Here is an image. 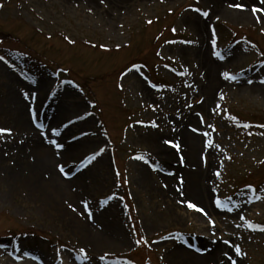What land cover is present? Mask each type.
Instances as JSON below:
<instances>
[{
	"label": "rangeland",
	"instance_id": "374dc122",
	"mask_svg": "<svg viewBox=\"0 0 264 264\" xmlns=\"http://www.w3.org/2000/svg\"><path fill=\"white\" fill-rule=\"evenodd\" d=\"M253 6L0 0V257L264 264V127L236 118L264 125Z\"/></svg>",
	"mask_w": 264,
	"mask_h": 264
},
{
	"label": "snow or ice",
	"instance_id": "6c2138e0",
	"mask_svg": "<svg viewBox=\"0 0 264 264\" xmlns=\"http://www.w3.org/2000/svg\"><path fill=\"white\" fill-rule=\"evenodd\" d=\"M260 4L261 5H264V0H260ZM234 7H237V8H243L244 5L242 4H236V5H233ZM197 11H199V9H197ZM252 12L253 14H256L258 12H264V7H256V6H253L252 8ZM204 16H207L208 13L207 12H204L203 13ZM261 19V17H257V20L259 21ZM173 31H175V29H173ZM216 55H219V53H216ZM0 59H3V57H0ZM135 67V66H133ZM224 77L226 79H235L234 76H231L229 73L225 72L223 73ZM247 127V125H246ZM260 127H264V125H261ZM11 132V129H7V128H0V133H10ZM165 143H169L171 144L172 141H165ZM209 144H211V141H209ZM59 146V145H58ZM175 147H178V145H174ZM61 171H63V169L61 168ZM217 175H219V173H217ZM257 199H260V197H256ZM251 202V201H249ZM185 203H187L188 207L189 208H192V209H195L197 211H200V212H203L204 210L202 208H199L196 204L194 203H191V202H188V201H185ZM217 205L220 206V201L217 200L216 201ZM261 231H264V228H261ZM137 243H140V241H137ZM225 243H227V241H225ZM84 250L81 249V252H83ZM199 251V249H198ZM234 251L236 253V255H241V251H240V248L238 246H236L234 248ZM225 255H227V253H225ZM101 259H103V257H101ZM232 264H236V261L235 260H232Z\"/></svg>",
	"mask_w": 264,
	"mask_h": 264
},
{
	"label": "bare ground",
	"instance_id": "6f19581e",
	"mask_svg": "<svg viewBox=\"0 0 264 264\" xmlns=\"http://www.w3.org/2000/svg\"><path fill=\"white\" fill-rule=\"evenodd\" d=\"M48 172H49V175L53 178V180L55 181V182H57L56 181V179H55V176H57L50 168L48 169ZM34 175L31 173V169H30V174L28 175V177H25V178H27L28 180H29V187L31 186V185H33V182H31L32 180H34V178H32ZM58 179V178H57ZM53 180H51L53 183H55ZM65 182V181H64ZM26 183V182H25ZM49 183V186H50V190H51V192L52 191H55V185H53L51 182H48ZM59 185V184H58ZM32 187V186H31ZM79 229L82 231V232H86V228L84 227V225L82 226V224L79 226ZM98 237H100V236H98ZM6 258V257H5ZM3 256L2 257H0V261H2V263L3 264H11V263H9L8 261H6V259H5ZM197 259H199V256H194V259H192L191 260V264H199V262H198V260ZM197 260V261H196ZM184 264H187V263H184Z\"/></svg>",
	"mask_w": 264,
	"mask_h": 264
}]
</instances>
